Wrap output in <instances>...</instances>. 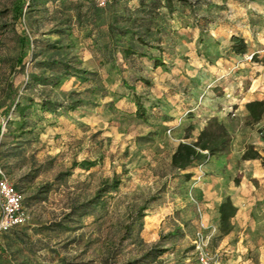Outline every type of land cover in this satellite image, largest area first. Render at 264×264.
Returning a JSON list of instances; mask_svg holds the SVG:
<instances>
[{"label": "rangeland", "instance_id": "1", "mask_svg": "<svg viewBox=\"0 0 264 264\" xmlns=\"http://www.w3.org/2000/svg\"><path fill=\"white\" fill-rule=\"evenodd\" d=\"M13 1L0 0V169L27 219L0 234V264H197L198 229L212 264H264V167L242 158L264 148V118L243 115L245 99L264 96V0H30L22 28ZM14 93L24 116L4 113ZM212 116L230 149L186 179L171 154ZM227 195L237 212L220 235Z\"/></svg>", "mask_w": 264, "mask_h": 264}, {"label": "trees", "instance_id": "2", "mask_svg": "<svg viewBox=\"0 0 264 264\" xmlns=\"http://www.w3.org/2000/svg\"><path fill=\"white\" fill-rule=\"evenodd\" d=\"M174 0H151V3L159 2L162 7L167 10H171L173 7ZM25 5H30V0H14L12 7L10 9L12 13V18L20 28H22V17L23 8ZM30 48V43L23 41L21 50L16 57V69L17 72L10 83L11 88L17 86L15 81L22 69L24 68V61L28 55V50ZM231 49L237 54H244L247 49L246 42L244 38L233 35ZM136 54V52L126 47L123 49V56L128 58L129 56ZM139 57L146 56L144 53H139ZM147 58L152 61L154 67L163 65L164 62L159 56L148 55ZM121 83L127 86L128 83L124 77L121 78ZM132 90V88H130ZM134 104H135V115L145 120L147 118V110L145 105L142 103L141 98L138 94L133 93ZM16 94H12V97L7 103L4 113L7 115L11 108L13 107V112L17 113L19 116H24V112L27 109V105H23L20 101L16 102ZM245 108L248 112V120L251 123H258L264 118V99L261 100H251L245 103ZM262 138L264 139V124L260 128ZM188 135V134H187ZM232 135L226 125L218 119L216 116H212L206 120L205 125L199 131L196 139L191 142H179L171 154V166L173 169L182 172L186 179L190 178L192 173L191 169L196 164L207 163L212 157L221 156L226 154L231 145ZM244 160L256 159L259 161L260 165L264 167V148L262 152L254 149L252 145H249L242 154ZM98 196V194H97ZM95 199H91L89 203H93ZM237 212V207L232 202L230 196H225L218 205V231L220 235H226L231 231V220ZM10 231V230H9ZM8 232V231H7ZM6 233V232H5ZM171 236L175 235L174 231L169 233ZM161 252V251H159ZM154 253V256H158L160 253ZM153 254V252L147 251L145 255Z\"/></svg>", "mask_w": 264, "mask_h": 264}, {"label": "built area", "instance_id": "3", "mask_svg": "<svg viewBox=\"0 0 264 264\" xmlns=\"http://www.w3.org/2000/svg\"><path fill=\"white\" fill-rule=\"evenodd\" d=\"M93 1L101 7L106 4V0ZM3 125L4 119L0 107V128ZM26 219L27 214L23 206L22 192L9 181L6 174L0 169V234L23 225ZM194 242L197 264H212L200 229L196 232Z\"/></svg>", "mask_w": 264, "mask_h": 264}, {"label": "crops", "instance_id": "4", "mask_svg": "<svg viewBox=\"0 0 264 264\" xmlns=\"http://www.w3.org/2000/svg\"><path fill=\"white\" fill-rule=\"evenodd\" d=\"M261 99H264V96H263V95L250 97V98L245 99L244 104H245L246 102H248V101H251V100H261ZM239 108H241V106H239ZM211 115H212V114H211ZM243 115H244L245 117L248 116V112H247L246 108H245V110L243 109ZM263 124H264V122H263ZM201 128H202V127H201ZM201 128H200V129H201Z\"/></svg>", "mask_w": 264, "mask_h": 264}]
</instances>
